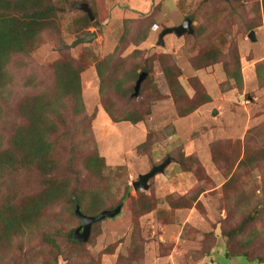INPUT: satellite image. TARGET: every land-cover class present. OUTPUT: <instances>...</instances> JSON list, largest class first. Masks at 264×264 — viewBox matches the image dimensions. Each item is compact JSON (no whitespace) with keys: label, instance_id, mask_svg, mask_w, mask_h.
Returning <instances> with one entry per match:
<instances>
[{"label":"rangeland","instance_id":"rangeland-1","mask_svg":"<svg viewBox=\"0 0 264 264\" xmlns=\"http://www.w3.org/2000/svg\"><path fill=\"white\" fill-rule=\"evenodd\" d=\"M54 1L62 8L57 31L42 32L33 49L12 54L8 62L10 80L0 95V150L9 147L14 127L23 122L18 104L27 94L43 91L54 101L52 65L69 57L82 66L83 111L74 114L71 103L62 108L55 102L59 113L50 116L58 124L52 137L58 168L51 176L68 181L72 198L100 190L104 209L123 206L117 216L92 225L79 255L66 239L79 221L64 197L46 207L24 236L0 245V264H54L55 255L56 264H82L83 258L87 264H264V160L240 165L246 148L264 153V82L255 70L264 61L261 0ZM83 2L94 19L87 17L81 28ZM186 17L193 33H168L160 45V32ZM251 30L254 41L248 37ZM93 31L92 42L64 47ZM210 47L220 48L217 60L194 67L193 58ZM109 54L112 63L102 69L113 76L136 70L132 87L142 65L149 68L137 97L100 96L95 65ZM164 64L178 70L179 100L169 89ZM237 69L240 82L232 75ZM203 94L209 100L180 115V108L201 101ZM104 102L114 116L138 110L143 120L114 122ZM93 152L103 158L99 175L84 165ZM167 157L170 162L148 180V189L134 190L138 175ZM44 186L36 168L18 169L0 188V205L7 196L16 202L35 196ZM140 194L149 205L146 212ZM248 215L254 219L239 241L235 232L228 237L227 231ZM230 247L247 256L225 255Z\"/></svg>","mask_w":264,"mask_h":264},{"label":"trees","instance_id":"trees-1","mask_svg":"<svg viewBox=\"0 0 264 264\" xmlns=\"http://www.w3.org/2000/svg\"><path fill=\"white\" fill-rule=\"evenodd\" d=\"M257 8L264 13V0L257 1ZM60 11H62V8L54 0H0V95L10 80L7 67L12 54L28 53L38 44L39 37L44 31H51L50 33L54 34L58 29V14ZM87 17L86 13L82 14L81 28L88 24ZM219 51V47L217 49L212 47L203 49L196 58H193V66L199 69L212 64L217 60ZM112 59L113 55L109 54L95 65L99 78L100 96L104 99L108 94L114 93L121 97L131 94L132 97L134 87L129 82L136 78V70H123L115 76L111 75V72L107 74L101 66L103 63L111 64ZM52 69L55 94L51 98L54 101H50L43 91L36 90L27 94L18 104V113L23 122L14 127L9 147L0 150V188L5 184L10 173L17 172L21 168L31 167L40 172L45 185L35 196L26 197L20 202H16L10 196L5 198L0 205V245L4 241L11 242L15 237L24 236L25 230L30 229L41 219L43 210L46 207L53 205L64 197L67 198L71 208H74L75 204H79L81 211L87 215H94L105 208L104 196L100 190L97 194H93L94 192L88 194L89 192L84 193L80 190L81 194L76 192L74 198H72L73 193L69 194L68 181L56 180L51 176L58 168V160L54 158L52 140L55 139L52 137L58 131V124L50 116L59 113L55 102L60 101L62 108L66 101L71 103L74 114H80L83 111L80 82L82 66H78L69 57H66L54 62ZM142 69H144L143 72H149L146 65H142ZM162 69L173 97L179 100L178 90L180 85L176 77L179 74L178 70L168 64H164ZM263 69L264 61L257 64L255 69L259 82H264ZM232 75L240 82L239 69H237L236 74ZM207 100H209V96L203 94L201 101H191L185 107L180 108V115L191 113L199 104ZM104 110L114 122L123 120L137 123L143 120L144 117L138 110L125 112L122 116H114L110 106L106 105L105 102ZM143 145L144 143L139 147ZM262 160H264V153H256V151L246 148L243 158L240 160V165H254V163ZM84 165L90 172L99 175L104 166L103 158L93 152L87 156ZM140 196L142 207H144L147 200L143 198L142 194ZM119 203L108 209L114 208ZM174 206H177V204L175 203ZM148 210V204L141 208L142 212ZM253 219L254 215L243 218L237 228L227 231L228 237L233 238V235L229 234L235 232L234 237H237L235 241H239L238 237L244 231L245 225ZM71 236L72 230H69L66 239L71 244L72 251L79 254L85 242H76L72 240ZM48 241L52 244L51 247L59 251L57 244L54 242L55 240L49 239ZM225 255L230 257L247 256L245 252L240 254L231 247L225 250ZM87 262L84 258L81 261L82 264H87ZM56 263L57 257L55 255L54 264Z\"/></svg>","mask_w":264,"mask_h":264},{"label":"water","instance_id":"water-1","mask_svg":"<svg viewBox=\"0 0 264 264\" xmlns=\"http://www.w3.org/2000/svg\"><path fill=\"white\" fill-rule=\"evenodd\" d=\"M79 9L87 14L89 20L92 21L94 19L92 11L87 3L85 2L81 3ZM168 33H173L176 36H181L184 33H190V34L193 33L192 20L186 17L177 26L165 27L159 34L158 43L160 45H163V36ZM95 36L96 33L94 31L87 33L83 36H79L75 38L70 44L65 45L64 47L73 48L79 44L90 43L93 41ZM248 37L250 38V40L253 41L256 39L253 30L249 32ZM146 75L147 73L143 71L139 73L138 78L135 81L132 97H137L139 95L140 85L145 79ZM216 113H217L216 109H213L212 114L214 115ZM170 160H171L170 157H167L161 163L152 166L149 171L139 174L137 180H134L132 182V187L134 188V190L148 189L149 187L148 180L153 176H155L157 173H162L164 171V168L170 162ZM122 206L123 203L120 202L112 209H103L95 215H87L81 211L79 204H75L74 214L79 221V225L76 228H74L72 232V236H71L72 240L80 243L88 241L91 235L92 225L98 221L103 220L104 218H113L117 216L121 212Z\"/></svg>","mask_w":264,"mask_h":264}]
</instances>
